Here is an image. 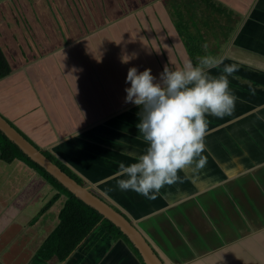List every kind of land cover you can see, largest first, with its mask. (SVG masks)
Wrapping results in <instances>:
<instances>
[{"label": "crops", "instance_id": "1", "mask_svg": "<svg viewBox=\"0 0 264 264\" xmlns=\"http://www.w3.org/2000/svg\"><path fill=\"white\" fill-rule=\"evenodd\" d=\"M0 116L121 213L162 264H264V0H0ZM135 54L127 63L124 55ZM235 64L231 113L207 116L204 148L147 199L113 173L146 147L129 66ZM22 159L0 162V264H144L96 227L64 260L39 249L66 196Z\"/></svg>", "mask_w": 264, "mask_h": 264}, {"label": "clouds", "instance_id": "2", "mask_svg": "<svg viewBox=\"0 0 264 264\" xmlns=\"http://www.w3.org/2000/svg\"><path fill=\"white\" fill-rule=\"evenodd\" d=\"M134 56L124 55L121 62L127 63ZM221 64L219 57L206 56L196 64L184 60L178 69L164 65L157 76L149 68H127L123 100L139 106L135 127L137 138L146 142V147L132 162H117L113 177H119V189L152 199L162 185L176 179L178 169L202 164L197 157L204 148L207 116L231 113L236 101L229 76L238 66L223 64L216 75L208 71Z\"/></svg>", "mask_w": 264, "mask_h": 264}, {"label": "trees", "instance_id": "3", "mask_svg": "<svg viewBox=\"0 0 264 264\" xmlns=\"http://www.w3.org/2000/svg\"><path fill=\"white\" fill-rule=\"evenodd\" d=\"M10 68L0 50V78L7 75ZM43 155L56 165L62 172L73 179L77 184L84 186L82 180L59 160L49 153ZM15 159H22L30 168L35 170L46 182L60 193L51 199L42 209L49 208L61 194L66 196L64 205L59 213V222L54 231L45 240L39 249L41 257L50 258L56 256L60 261L64 260L96 227H101L114 240L124 239L128 241L119 230L94 210L83 204L65 190L59 183L50 177L43 169L32 163L20 151L0 133V162L11 163ZM60 194V195H59Z\"/></svg>", "mask_w": 264, "mask_h": 264}, {"label": "water", "instance_id": "4", "mask_svg": "<svg viewBox=\"0 0 264 264\" xmlns=\"http://www.w3.org/2000/svg\"><path fill=\"white\" fill-rule=\"evenodd\" d=\"M0 133L12 143L20 153L32 163L43 169L72 196L98 213L102 219L115 226L137 251L144 264H162L153 253L151 247L145 242L128 219L99 197L93 195L88 188L77 184L73 179L62 172L56 165L47 159L41 151L36 149L17 133L1 116Z\"/></svg>", "mask_w": 264, "mask_h": 264}, {"label": "rangeland", "instance_id": "5", "mask_svg": "<svg viewBox=\"0 0 264 264\" xmlns=\"http://www.w3.org/2000/svg\"><path fill=\"white\" fill-rule=\"evenodd\" d=\"M263 122H264V120H263ZM44 208V207H43ZM45 210V209H44Z\"/></svg>", "mask_w": 264, "mask_h": 264}]
</instances>
